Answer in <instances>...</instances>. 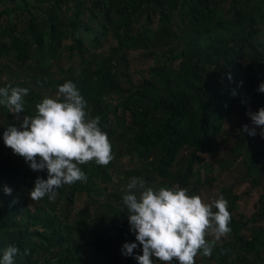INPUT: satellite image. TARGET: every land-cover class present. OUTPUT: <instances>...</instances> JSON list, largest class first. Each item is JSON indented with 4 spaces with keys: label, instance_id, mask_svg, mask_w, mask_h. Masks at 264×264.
<instances>
[{
    "label": "trees",
    "instance_id": "obj_1",
    "mask_svg": "<svg viewBox=\"0 0 264 264\" xmlns=\"http://www.w3.org/2000/svg\"><path fill=\"white\" fill-rule=\"evenodd\" d=\"M0 23V88L29 89L21 119L34 117L36 104L71 81L87 102L86 119L100 117L114 157L107 166L78 165L86 182L63 185L55 200L29 201L47 170L32 171L4 144L6 127L19 121L0 105V259L16 246L15 264H138L142 246L122 200L130 180L197 193L201 169L213 168L207 156L216 160L228 143L225 123L236 105L264 107L257 91L264 82V0H0ZM138 50L151 64L134 81L128 52ZM258 139L260 151L238 133L232 148L250 188L260 190L256 209L243 220L233 189H222L231 231L211 256L197 254L201 264H264V137ZM222 164L233 166L232 154ZM117 172L126 178L111 185ZM81 197L89 204L77 209ZM125 242L137 243L133 256L122 254Z\"/></svg>",
    "mask_w": 264,
    "mask_h": 264
},
{
    "label": "clouds",
    "instance_id": "obj_2",
    "mask_svg": "<svg viewBox=\"0 0 264 264\" xmlns=\"http://www.w3.org/2000/svg\"><path fill=\"white\" fill-rule=\"evenodd\" d=\"M257 91L264 92V82ZM28 94V88L10 85L0 88V105L19 121V126L6 127L4 144L13 154L23 157L32 171L47 170V179L36 178L28 193L30 200L40 201L45 196L55 200L56 191L63 185L86 182L87 177L78 165L94 160L107 166L114 158L111 144L99 127L100 117L86 119L87 102L73 82L58 87L60 99L45 97L36 104L34 117L21 119L23 98ZM232 94L236 95L235 91ZM247 115L253 127L244 125L243 131L255 137L256 128L260 127L264 137V108ZM12 191L8 185L3 186L4 194L11 195ZM122 200L128 209L130 231L142 246V254L134 256L138 264H153L154 258L163 264H172L174 260L178 264H195L198 253L211 256L215 242L231 231V214L222 195L204 203L200 196H189L184 189L174 186L154 190L146 187L143 179L133 177ZM209 235L213 240L206 239ZM137 247L135 242H125L122 254L133 256ZM19 252L18 247L8 246L0 264H15L14 257ZM24 254H28L27 249Z\"/></svg>",
    "mask_w": 264,
    "mask_h": 264
},
{
    "label": "rangeland",
    "instance_id": "obj_3",
    "mask_svg": "<svg viewBox=\"0 0 264 264\" xmlns=\"http://www.w3.org/2000/svg\"><path fill=\"white\" fill-rule=\"evenodd\" d=\"M1 24V23H0ZM144 51H129L128 58L131 60V65H129V73L132 74L134 81H138L145 74V68L151 64V61L143 54ZM76 62V61H74ZM45 96H48L46 92ZM53 98L58 99L57 95H54ZM264 108V107H263ZM252 111L256 112L258 109L255 106H245L243 104H237L234 108L232 114L227 118L225 123L226 134L225 137H228V143L225 145L219 155V157L215 160L210 155L208 157V161L212 164V169L208 171V169H201L202 173V186H200V190L197 193L189 194V196H200L204 203H210L212 200L218 199L221 196V191L224 188H232L233 193H235V197L237 198L236 203V215L241 216L243 220L249 219L252 213L255 211L257 205V201L260 195V190L251 189L249 183L246 181L245 171L246 166L242 160V156L237 159L233 156L234 150L232 148L236 145V139L238 133L240 134L242 140L245 141V146L248 145L250 147H255L257 151L261 150L259 147L260 140L258 139L260 134V127L256 128L257 135L255 137L249 136L246 132L243 131V126L248 125L249 128L253 127L250 117L247 115V112ZM263 143V142H260ZM238 151V150H237ZM191 151L186 150L181 153L179 157V161L177 162L176 168H179L180 164H182V159L185 156H189ZM232 154V159L235 160V164L229 168L224 166L222 163L225 159H230ZM205 155V154H204ZM187 156V157H188ZM220 159L222 161L220 162ZM263 158H259V162ZM126 163V159L124 161ZM113 173V172H112ZM208 174V176H207ZM113 183L118 182L119 179L126 178L122 173L117 172L113 174ZM112 177V178H113ZM212 178L213 182L209 183L208 178ZM107 183L101 184V187L111 186ZM30 201V199H29ZM89 202L85 200L84 197L77 199L75 206L76 208H82L84 205H88ZM90 211L93 208H89ZM215 210V209H213ZM253 224H250L252 227ZM258 225L264 226V222L259 223ZM250 229H245L244 235L249 236ZM211 240H213L212 236H208ZM207 238V237H206ZM228 236H223L220 240L216 241L217 243L223 242L227 240ZM195 260L198 261V264H201V256L197 255Z\"/></svg>",
    "mask_w": 264,
    "mask_h": 264
}]
</instances>
